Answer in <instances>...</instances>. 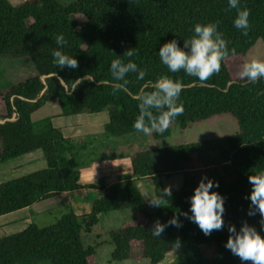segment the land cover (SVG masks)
I'll return each instance as SVG.
<instances>
[{
    "label": "trees",
    "instance_id": "1",
    "mask_svg": "<svg viewBox=\"0 0 264 264\" xmlns=\"http://www.w3.org/2000/svg\"><path fill=\"white\" fill-rule=\"evenodd\" d=\"M240 7L249 10L247 35L234 27L236 9H229L227 0H22L17 4L0 0V58L31 61L27 74L0 84V161L35 149L44 159L43 167L0 183V215L64 192L78 194L54 223H29L1 236L0 264H95L97 245H85L84 235L101 214L129 209L134 218L109 231L112 260L162 264L165 254L174 250L183 254L184 264H251L224 246L230 225L238 230L246 222L264 236L259 213L248 214L252 209L247 199L248 176L264 169V94H260L264 79L252 84L238 76L245 51L258 39L264 40V0H240ZM72 15L83 16L85 21L80 24ZM198 22H218L230 50L220 71L204 82L183 70L170 73L158 56L160 45L173 38L183 47V39L193 34ZM57 34L64 35L67 44L62 50L77 59L76 69L53 65L51 52L59 47L54 41ZM129 48L135 53L131 58L124 55ZM117 56L125 62L132 59L145 77L137 80L136 73H128L124 90L114 92V83L123 84L114 81L109 71ZM162 75L182 83L178 103L184 111L169 125L183 129L190 122L223 115L238 125L226 146L217 147L219 158L231 167L235 179L216 180L215 190L224 198L223 226L209 235L183 214L190 213L189 197L200 178H212L214 167H198L193 159L212 151L207 142L145 148L130 155L133 175L150 178L154 195L168 200L167 207H151L131 179L117 186L81 184L78 164L70 157L72 139L55 126L40 132L33 129L32 113L55 99L64 115L106 110L103 132L107 136L141 133L132 127L139 114L138 100L133 97L152 91ZM169 133L168 126L163 132L153 131L152 136L156 139ZM175 173L182 175V185L169 197L163 194L162 178ZM173 215L181 226H168L160 237H154L150 230L154 222H166Z\"/></svg>",
    "mask_w": 264,
    "mask_h": 264
},
{
    "label": "clouds",
    "instance_id": "2",
    "mask_svg": "<svg viewBox=\"0 0 264 264\" xmlns=\"http://www.w3.org/2000/svg\"><path fill=\"white\" fill-rule=\"evenodd\" d=\"M227 5L229 9H236V16L233 19L234 27L247 35L249 10L240 7V0H227ZM192 33L189 38L183 39V47L178 45L174 38L161 44L158 56L161 64L165 65L170 73L183 70L186 75L204 82L220 71L221 62L230 50L227 47L228 42L223 38V33L218 30V22H198L194 25ZM54 41L59 47L51 52L53 65L61 69H76L77 59L62 50L67 44L64 35L57 34ZM131 49L124 52L128 58L135 55ZM109 71L114 81L123 82V84H113L114 92L124 90L123 86L127 84L125 77L128 73H136L137 80L145 77V71L132 59L125 62L119 56L111 61ZM238 76L252 84H255L258 79H264V60L253 58L245 61ZM181 91L182 83L179 79H173L167 75L160 76L154 83L152 91H141L138 96L133 97L138 100L139 114L135 117L132 127L146 136L153 131L159 133L166 130L170 122L184 111L182 103H178ZM248 182L251 190L247 199L252 209L248 214L258 212L261 228L264 229V169L250 174ZM217 187L218 182L202 176L189 197L190 213H183L198 226L204 235H209L213 230H219L223 226L224 198L215 190ZM163 194L170 197V188H165ZM148 197L147 202L151 207H167L168 205V200L161 198L160 194ZM168 226H181L177 215H173L163 223L156 220L150 229L151 234L154 237H160ZM228 232L224 245L226 249L238 256L242 262L264 264V236L254 226L245 222L237 230L234 225H230ZM176 246H179V241Z\"/></svg>",
    "mask_w": 264,
    "mask_h": 264
},
{
    "label": "rangeland",
    "instance_id": "3",
    "mask_svg": "<svg viewBox=\"0 0 264 264\" xmlns=\"http://www.w3.org/2000/svg\"><path fill=\"white\" fill-rule=\"evenodd\" d=\"M11 4H17L22 0H8ZM60 3H70L75 0H58ZM80 24L85 18L80 15H72ZM80 24L77 28H79ZM253 58L264 60V40L258 39L254 45L245 51L243 61H249ZM0 84L18 80L21 75L27 74L31 68L29 58L10 59L7 56L0 58ZM46 105L40 107L32 113L31 119L35 132H40L45 128L52 126V120H73L76 117L65 115L52 118L58 112V103L55 99H50ZM73 118V119H72ZM83 120H95L91 129L84 130L83 136L73 139L74 149L70 157L76 161L89 162L100 161L103 157H126L138 150L152 147H163L167 145H177L194 142H207L212 148L208 154L195 155L193 157L195 165L198 167L212 166L213 180H223L232 182L235 179L233 170L229 165L219 158L217 147L226 146L228 136L238 130L237 123L228 115L214 116L202 121L190 122L181 129L178 124L169 125L170 133L154 139L152 133L145 135L143 133H127L121 136H107L100 125L107 120L106 111L102 113H84L81 117ZM85 134V135H84ZM85 143L86 148L81 149L79 146ZM39 152L35 149L32 152ZM26 154L13 157L11 159L0 161V167L5 173H0V183L11 178L18 177L29 171L39 168L40 166L24 165L16 170H8L7 165L11 162L22 160ZM127 168V167H126ZM80 173V170L78 169ZM124 170H121L123 173ZM133 183L139 189L143 199L147 202L148 196H154L153 181L150 178H141L133 180ZM120 182L113 185H118ZM87 183L85 185H90ZM162 184L171 191L180 189L182 185V175L175 173L171 177L162 178ZM74 199L75 194L71 195ZM119 198L123 199L124 194L120 193ZM67 195L61 193L55 197L35 202L27 207L0 215V237L6 234L14 233L24 228L28 223H35L38 226H46L54 223L59 217L67 211ZM134 218L133 210L110 211L100 215L99 222L92 228L89 234H85L83 242L85 245L92 244L96 246L95 264H148L133 259L121 261L112 260L110 253L112 244L109 242V231L120 227L125 222ZM185 258L179 251H168L162 264H184ZM38 264H48V261H42Z\"/></svg>",
    "mask_w": 264,
    "mask_h": 264
},
{
    "label": "crops",
    "instance_id": "4",
    "mask_svg": "<svg viewBox=\"0 0 264 264\" xmlns=\"http://www.w3.org/2000/svg\"><path fill=\"white\" fill-rule=\"evenodd\" d=\"M47 103H49V102L47 101L44 105H46ZM104 111H106V110H103L102 112H104ZM102 112H99V113H102ZM83 114L84 113L73 114L71 116L69 115L70 117H76V118H74V119L72 118L73 120H71V119L67 120V122H66V120H52L53 121L52 126L58 127L61 130L64 137L71 138L73 141V139L83 136L82 132L84 130H87V129L90 130L91 127L93 126V123L95 122V120H83L81 118ZM61 115L65 116L64 114H62L60 106L58 104V112L55 116H52V118H55V117L58 118V117H61ZM106 122H107V120H104L101 123L100 130L103 129V126ZM79 147L81 149H85L86 144L83 143ZM25 154L27 156H25L22 160L17 161V162H11L10 164L7 165L6 169L13 171V170H16V169L24 166V165L40 166L39 168L44 166V159L42 157L40 150H39V152L30 151V152L25 153ZM99 159H101V160L96 161V162L95 161L92 162L89 160V162H84V163H83V161L80 162V161L75 160L78 164V169L80 170L79 182L81 184L85 185L87 183L88 184L91 183V184H101L104 186H109V185H113L115 183L124 181L126 179H133L135 181L141 179V178H138L135 175H133V173L131 172L129 155H126V157H119V156H117V157H103V158H99ZM39 168L37 167L36 169H39ZM36 169H34V170H36ZM121 170H124V172L121 173ZM5 172L6 171L2 170V168L0 167V173H5ZM64 193L67 195L68 202L70 200L73 201V200L78 199V194L76 192H70V193L64 192ZM73 194H75V196H76L75 199L71 196Z\"/></svg>",
    "mask_w": 264,
    "mask_h": 264
}]
</instances>
